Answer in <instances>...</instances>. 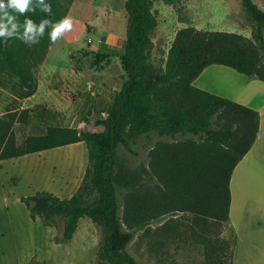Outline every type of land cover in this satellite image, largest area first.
<instances>
[{
    "label": "trees",
    "instance_id": "trees-1",
    "mask_svg": "<svg viewBox=\"0 0 264 264\" xmlns=\"http://www.w3.org/2000/svg\"><path fill=\"white\" fill-rule=\"evenodd\" d=\"M174 4L177 0H163ZM51 14L39 8L24 15L12 13L18 20L28 18L39 24L43 19H62L60 0H45ZM154 0H127L130 18L121 62L126 78L106 115L97 120L100 131L49 127L43 135L27 136L18 143L13 127L25 123L29 109L11 108L0 114V161L84 142L88 165L78 190L69 198L48 192H36L24 198L30 216L42 219L43 225L56 227V243L73 237L81 218L87 217L101 229V240L93 264H140L129 252L135 228L144 236L147 225L166 213L186 216L189 235L199 236L208 257L217 258L230 250L235 234L228 226L230 178L235 166L252 147L259 130V113L224 97L200 90L192 82L207 66L219 64L264 82V9L253 0H240L247 19L253 24L251 38L243 34L200 30L187 26L178 30L168 49L165 68L149 59L156 17ZM35 5V0H33ZM50 29L37 44L9 39L0 40V80L5 74L16 80V96H33L38 81L33 69L45 57L52 44ZM16 109V110H15ZM150 133L171 142L158 143L150 151L149 167L160 186L157 192L145 191L128 198L121 216V185L117 179L119 148L130 152L135 140ZM182 135L201 138L177 140ZM119 184V185H118ZM169 221L156 227L158 250L160 238L174 239L176 228ZM231 229V239L211 235L222 226ZM167 229L163 232L164 229ZM174 229V230H173ZM199 229V230H197ZM157 242L154 244L153 242ZM153 248V247H151ZM27 264H50L32 258Z\"/></svg>",
    "mask_w": 264,
    "mask_h": 264
},
{
    "label": "rangeland",
    "instance_id": "rangeland-1",
    "mask_svg": "<svg viewBox=\"0 0 264 264\" xmlns=\"http://www.w3.org/2000/svg\"><path fill=\"white\" fill-rule=\"evenodd\" d=\"M127 0H60L64 17L73 21L72 29L52 42L42 62L33 71L38 81L36 93L26 99L16 96V80L1 75L0 114L11 108L29 109L25 123L16 122L13 131L18 143L27 136L43 135L49 127L100 131L97 120L119 91L126 74L122 67L126 31L130 18ZM152 10L156 26L152 33L149 59L156 67L165 68V60L175 34L193 26L200 30L224 31L251 38L253 24L247 19L240 0H177L166 4L154 0ZM16 110V109H15ZM201 138L182 135L177 140ZM171 142L154 133L138 137L133 152L119 148L117 181L121 185V216L128 198L145 191L157 192L160 186L149 167V154L156 144ZM88 165L84 142L36 152L17 159L2 161L0 166V264H27L33 257L50 264H93L101 240L100 227L89 218L80 221L73 237L56 243V227L43 225L42 219L30 216L24 198L36 192H48L69 198L81 185ZM83 172V173H82ZM238 186L243 182L237 178ZM244 186V185H243ZM248 197L264 201V176L243 189ZM174 219V239L160 238L159 225ZM186 216L166 213L153 219L144 236L135 228L129 252L140 264H229L230 250L223 256L209 258L203 240L189 235ZM169 229V228H167ZM166 228L163 230H167ZM174 230V229H173ZM199 230V229H197ZM200 231V230H199ZM214 237L231 239V229H212ZM156 246L150 244L153 241ZM153 247V248H151ZM232 264H264V241L239 242Z\"/></svg>",
    "mask_w": 264,
    "mask_h": 264
},
{
    "label": "crops",
    "instance_id": "crops-1",
    "mask_svg": "<svg viewBox=\"0 0 264 264\" xmlns=\"http://www.w3.org/2000/svg\"><path fill=\"white\" fill-rule=\"evenodd\" d=\"M253 1L261 9H264V0ZM192 84L200 90L254 109L260 116L259 130L255 141L235 166L229 183L231 200L228 226L235 234L232 253V260H235L239 242L264 241V201L249 198L248 191L245 193L243 191L246 185L256 182L261 176H264V82L255 77L246 76L231 67L212 64L205 67ZM21 157L12 159L18 160ZM1 165L2 161H0ZM239 177L243 179L240 186L237 182ZM84 218H81L80 221Z\"/></svg>",
    "mask_w": 264,
    "mask_h": 264
},
{
    "label": "clouds",
    "instance_id": "clouds-1",
    "mask_svg": "<svg viewBox=\"0 0 264 264\" xmlns=\"http://www.w3.org/2000/svg\"><path fill=\"white\" fill-rule=\"evenodd\" d=\"M39 8L42 12L51 14V5L45 0H0V40L7 45L9 39H19L25 44H37L44 36L45 30L50 29L48 37L51 42L60 39L66 32L71 31L73 21L69 17L52 22L49 19H43L39 24L26 18L21 23L17 16L12 13L24 15L28 11H35Z\"/></svg>",
    "mask_w": 264,
    "mask_h": 264
}]
</instances>
